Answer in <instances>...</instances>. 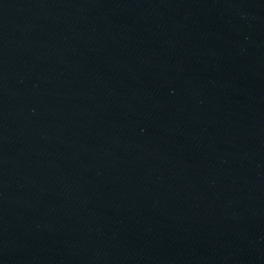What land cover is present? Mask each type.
I'll return each mask as SVG.
<instances>
[{
	"label": "water",
	"instance_id": "water-1",
	"mask_svg": "<svg viewBox=\"0 0 264 264\" xmlns=\"http://www.w3.org/2000/svg\"><path fill=\"white\" fill-rule=\"evenodd\" d=\"M0 264H264V0H0Z\"/></svg>",
	"mask_w": 264,
	"mask_h": 264
}]
</instances>
